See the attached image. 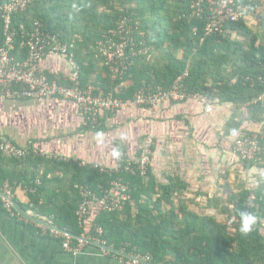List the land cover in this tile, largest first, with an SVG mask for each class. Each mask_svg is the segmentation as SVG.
Segmentation results:
<instances>
[{
	"label": "trees",
	"instance_id": "obj_1",
	"mask_svg": "<svg viewBox=\"0 0 264 264\" xmlns=\"http://www.w3.org/2000/svg\"><path fill=\"white\" fill-rule=\"evenodd\" d=\"M9 1L0 0V7ZM241 1L250 5L246 18L227 25L224 34L211 36L204 34L205 20L192 16L190 0H35L27 10L12 16L11 30L19 46L35 24H41L44 32L68 44L81 67L83 86L92 85L120 100L134 99L145 89L167 90L188 71L185 84L191 92L237 109L246 106L254 121L264 123V0ZM250 22H256L257 31ZM122 27H131L139 44L136 49L145 51L133 59L125 74L113 80L99 45L122 42ZM103 125L101 116L96 127L83 130L97 133ZM248 136L252 135L239 137ZM259 141L256 160L243 163L263 174L254 175L258 180L252 190L243 189L228 199L233 210L222 206L214 215L208 212L218 207L217 199H208L204 212L192 210L194 202L182 198L188 190L186 182L180 178L157 182L152 156L142 176L125 171L130 159L122 154L116 160L117 166L118 159L124 158L122 172L103 173L93 166L41 157L31 148L22 159L0 153V191L6 183L14 191L20 185L34 190H24L28 204L15 200L17 207L78 236L86 231L78 226L75 215L81 187L91 188L105 200L111 183L121 178L130 189L124 209L94 214V224L103 228L108 248L125 249L130 255L149 254L154 264H264V131ZM140 154L141 150L137 158ZM252 194L256 206L249 208ZM236 209L257 216V224L247 235L239 231ZM218 215L226 217L221 220Z\"/></svg>",
	"mask_w": 264,
	"mask_h": 264
},
{
	"label": "crops",
	"instance_id": "obj_2",
	"mask_svg": "<svg viewBox=\"0 0 264 264\" xmlns=\"http://www.w3.org/2000/svg\"><path fill=\"white\" fill-rule=\"evenodd\" d=\"M45 66L69 69L57 58L48 59ZM102 121L99 132L84 131L73 102L11 101L0 92V140L29 146L41 157L111 170L116 168L118 154L135 160L144 138L152 137L155 144L151 164L156 181L166 184L180 178L188 185L184 195L189 197L200 191L203 197L197 199L199 204L192 210L206 211V198L222 197L226 188H235L239 180L255 182L263 174L261 169L246 168L232 149L239 136H259L264 131V123L254 121L246 106L237 109L233 104L213 101L207 108L193 99L165 101L157 110L134 106L113 115L103 114ZM14 193L19 204H28L23 186ZM221 208L208 213L219 214ZM100 210L102 202L91 204L85 232L91 231L94 214ZM30 214L25 215L36 219ZM0 264L126 263L118 255L104 256L95 249L73 255L62 248L59 240L40 235L32 224L11 218L0 206Z\"/></svg>",
	"mask_w": 264,
	"mask_h": 264
},
{
	"label": "built area",
	"instance_id": "obj_3",
	"mask_svg": "<svg viewBox=\"0 0 264 264\" xmlns=\"http://www.w3.org/2000/svg\"><path fill=\"white\" fill-rule=\"evenodd\" d=\"M35 0H10L0 7L2 29L0 30V92L5 99L11 101H40L46 99H59L73 102L82 119L84 127L94 128L99 124V119L104 112L116 113L122 108L143 107L157 110L165 101L184 102L193 99L207 108H211L213 102L204 94L191 92L186 84L189 72L179 76L169 89L161 87L157 89H145L135 95L131 100H120L111 94H105L102 90L92 85L83 86L81 82V67L69 52L68 44L58 37L44 32L41 24L36 23L32 32L24 38L19 46L16 32L11 30L12 16L24 12ZM192 16L205 20L204 34H224L227 25L237 23L246 18L250 10L249 4L241 0H190ZM120 28L119 34H125L122 42H113L107 47L99 45L106 64L111 69L113 80L125 74L133 65V59L143 53L145 49L137 50L138 42L133 31ZM116 34V32H113ZM127 36V37H126ZM19 43V42H18ZM128 49L130 54H128ZM17 52V53H16ZM16 53V54H15ZM57 58L63 60L67 71L56 68H47L48 59ZM154 140L148 136L141 148L139 158L127 161L124 168L127 172H140L145 176L147 166L151 163L152 146ZM32 149V148H31ZM259 136L236 138L233 142V152L242 161L253 163L260 153ZM0 153L7 154L15 159L27 157L30 147H20L7 139L0 140ZM60 161L67 159L52 157ZM75 162V161H74ZM77 162V161H76ZM124 158L118 159L115 169H106L98 165H92L103 173L122 172ZM86 167L88 164L82 163ZM112 190L105 192V200L89 187H81V200L75 212L78 226L84 228V224L90 215L91 204L102 202L103 211L123 210L125 198L130 191L129 187L118 181L111 183ZM25 191L33 193L34 190L23 187ZM104 192V191H103ZM0 206L11 218L32 224L42 236L59 240L62 248L73 254L84 253L87 249L98 250L104 256L118 255L126 264H154L153 257L149 254L130 255L125 249L114 251L107 247V241L103 239L104 230L97 224L92 225L90 232L80 235L72 234L68 229L58 228L51 223L38 219L28 218L16 205L13 187L6 183L0 191ZM256 206V196L250 197L249 208Z\"/></svg>",
	"mask_w": 264,
	"mask_h": 264
},
{
	"label": "rangeland",
	"instance_id": "obj_4",
	"mask_svg": "<svg viewBox=\"0 0 264 264\" xmlns=\"http://www.w3.org/2000/svg\"><path fill=\"white\" fill-rule=\"evenodd\" d=\"M250 25H251V28H253L254 31L258 30V28L256 26V22H250ZM251 178H253V177L251 176ZM225 187H227V186H225ZM254 187H255V185H253V182H251V180L250 181L246 180L243 183H242V180H239L236 183L235 188H233V189L231 187L226 188L225 194L222 197H218V198H217V196H213V197L217 198L218 207L226 206V207H229L230 210H233L234 209V205H232L230 202H228V199L230 197H233L234 194L238 195L243 189H248V190L251 189L252 190ZM201 197H203V196L201 195L200 191L196 192L191 197H189L188 195L182 196V198H187V199L192 200L194 202V204H192L191 207L194 206V205H198L199 202L197 201V199L198 198L201 199ZM203 203H207V198H206L205 201L203 200ZM218 217H219V219L222 220V219H225L226 216L225 215H218Z\"/></svg>",
	"mask_w": 264,
	"mask_h": 264
},
{
	"label": "clouds",
	"instance_id": "obj_5",
	"mask_svg": "<svg viewBox=\"0 0 264 264\" xmlns=\"http://www.w3.org/2000/svg\"><path fill=\"white\" fill-rule=\"evenodd\" d=\"M236 214L239 216V231L243 235H247L252 232L253 228L257 224V216L252 212L236 209Z\"/></svg>",
	"mask_w": 264,
	"mask_h": 264
}]
</instances>
